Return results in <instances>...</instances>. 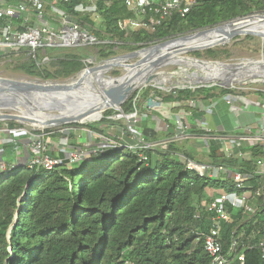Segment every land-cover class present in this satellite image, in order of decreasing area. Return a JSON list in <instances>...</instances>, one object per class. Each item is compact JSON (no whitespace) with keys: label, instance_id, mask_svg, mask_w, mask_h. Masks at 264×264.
Listing matches in <instances>:
<instances>
[{"label":"trees","instance_id":"1","mask_svg":"<svg viewBox=\"0 0 264 264\" xmlns=\"http://www.w3.org/2000/svg\"><path fill=\"white\" fill-rule=\"evenodd\" d=\"M81 1L44 0L46 11L54 3L75 16L74 9ZM124 1L111 0L109 6L98 1L102 22L77 16L84 30L96 38L98 43L93 47L48 49L46 64L41 63L38 54L35 60L26 54L0 55V61H6L7 67L26 77L61 82L86 68L85 60L101 63L115 57L119 50L133 52L238 18L264 15V0H198L185 18L175 16L156 27L152 34L125 33L118 28V22L134 15ZM220 53L209 49L204 55L218 60ZM194 56L201 58L202 54L195 52ZM149 92L150 89H146L134 93L122 105L121 113H134L150 97ZM153 92L173 115L180 108L191 111L193 124L202 121L203 114L186 103H214L218 111L215 116L219 117L223 130L213 129L210 134H235L228 122L230 105L222 101L223 96L234 93L231 89L199 85L179 88L164 96L159 91ZM257 94L264 99V92ZM114 114L118 113L108 110L96 126L94 123L84 126L98 132V127L109 122L108 117ZM154 117L162 116L151 114L149 118L154 121ZM169 117L162 141L172 139L175 134L171 115ZM141 125L145 128L146 121ZM3 126L23 128L15 122L0 123V128ZM124 130L122 137L127 138L128 132ZM188 133L207 134L196 129ZM52 138L57 139V136ZM21 139L27 137L14 138V142L2 145L6 158L15 154L19 147L17 141ZM155 141H158L156 134L148 144ZM250 150L254 159H264L259 147ZM200 151L207 158L206 162L196 157L197 149L177 142H170L166 150H161L146 145L134 147L132 141H121L108 147L98 146L85 153L83 160L71 165L63 163L50 172L17 164L0 173V264H210L203 247V235L210 228V213L201 203L210 201L207 189L213 190L215 195L232 191L233 186L228 180L200 177L186 170L181 157L196 163L245 170H251L252 164L226 158L216 140L208 141ZM249 185L263 187L264 178L256 177ZM229 212L230 221L221 229L225 254L236 232L239 236L237 252L243 251L244 264H264L258 248V243L264 239V209L250 218L237 210Z\"/></svg>","mask_w":264,"mask_h":264},{"label":"built area","instance_id":"2","mask_svg":"<svg viewBox=\"0 0 264 264\" xmlns=\"http://www.w3.org/2000/svg\"><path fill=\"white\" fill-rule=\"evenodd\" d=\"M98 1H103L105 6L111 4V0H82L75 7L74 12L77 16H87L92 22H102V16L98 12ZM124 2L127 9L133 12L134 17L119 21L118 28L125 33L145 31L152 34L156 27L175 16L185 18L197 5L198 0H125ZM77 16L59 9L54 3L50 10L46 11L44 0H14L13 2L0 0L1 57L26 54L35 60L38 54L41 63L46 64L49 62L46 56L48 49L95 46L98 43L96 38L84 30ZM93 61L89 59L84 63L92 65ZM236 100L246 103L244 99L232 95L222 97V101L229 105H233ZM188 103L190 108L197 109L203 115H212L215 110L214 103L209 105H204L200 101ZM160 105L161 99L154 94L147 99L143 110L120 117L127 119L132 125L137 124L140 121H146L148 115ZM188 114L192 116L191 111H188ZM255 125L254 131L247 128L234 135H211V130L204 123L198 122L196 131L207 134L191 135L187 128L183 130L180 127L181 132L175 133L172 139L146 145L148 148L158 147L166 150L170 142L195 139L201 141L206 147L208 141L216 140L220 143L223 156L239 163L252 164L251 170H245L242 167L214 166L181 158L186 170L193 171L200 177L228 180L233 186L232 191L212 194L210 201L201 203V207L210 213V228L203 235V247L211 260L210 264H234L235 262L244 264L243 251L237 252L239 236L236 232L232 234L229 252L225 254L223 251L222 226L230 221V210L240 211L243 216L250 218L260 209H264V185L258 188H252L249 185L256 177L264 178V159H254L253 152L250 150V148L259 147L264 153V106L258 110ZM46 130L51 131L46 132ZM74 133L76 132L69 125L45 130L24 126L9 129L3 126L0 128V173L17 166L16 155L11 156L8 161L4 159L5 152L2 145L11 140L14 142V138L18 137H27L30 140L29 158L25 164L29 169L50 172L63 163L71 165L83 160L85 153L76 149L69 150L67 147L69 138ZM53 135L57 136L58 145L63 150L62 157L49 155ZM258 248L260 258L264 261V239L258 243Z\"/></svg>","mask_w":264,"mask_h":264},{"label":"water","instance_id":"3","mask_svg":"<svg viewBox=\"0 0 264 264\" xmlns=\"http://www.w3.org/2000/svg\"><path fill=\"white\" fill-rule=\"evenodd\" d=\"M253 18L264 20V15L255 14L238 18L225 24L200 30L192 34L172 38L152 45L140 50L128 52L115 56L109 60L99 63L97 66L87 67L82 70L76 79L71 81H42L36 78L25 77L21 80H10L0 78V123L15 122L22 126H28L36 129H53L63 125L82 124L84 122H97L102 118V113L108 110H115L121 113V107L129 97L137 90L143 87L135 84H128L127 74L141 73L149 74L157 70L160 66L173 59L179 57L180 54L205 51L217 46H223L239 37H255L260 38L264 42V32L253 30H233L229 33L223 31V27H231L237 23ZM206 32H222L224 36L222 41L213 46L181 48L182 44H186L196 36ZM181 45V46H180ZM169 46H179L169 54L158 56L161 49ZM146 53L145 56H141ZM134 63L128 62L132 59H137ZM180 59L191 61L198 64H220L228 66L229 72L226 74L231 80L232 77H237V72L246 75L252 79V83L264 82V61H248L239 64H224L219 62H208L198 59L184 58ZM251 66H256L258 70H253ZM122 68L125 74L119 78H107L111 82L120 83L122 91H118L113 86L106 88L103 84L98 86L89 85L87 93L84 91L83 79L90 74H105L113 68ZM197 69L196 67H193ZM242 77V78H246ZM139 77L137 80H140ZM227 80L214 83L210 80L206 81L202 78L190 80L192 84L199 86L215 85L219 88H229L232 84L237 83ZM212 83V84H211ZM108 86V85H107ZM84 88V89H83ZM96 115L95 119H90ZM28 160V159H27Z\"/></svg>","mask_w":264,"mask_h":264},{"label":"rangeland","instance_id":"4","mask_svg":"<svg viewBox=\"0 0 264 264\" xmlns=\"http://www.w3.org/2000/svg\"><path fill=\"white\" fill-rule=\"evenodd\" d=\"M212 49L221 52L220 58L218 60L209 59L207 56L204 55L205 51L197 52L202 54L201 58L195 57L194 56L195 52L180 54L178 56L184 58L198 59L208 62H219L224 64H239V63H246L248 61H252V62L264 61V42L260 38L253 37V39L248 40L244 37H239L234 40H231L229 43L223 46H217ZM93 52L94 51H92V53ZM127 53L128 52L125 50H119L116 56ZM136 60H138V58L132 59L128 63L132 64ZM5 62L6 61L3 60L0 61V78L10 79V80H21L26 77L21 73H17L13 71L11 66L7 67V64ZM92 63H93L92 65H88L87 67L97 66L100 62L93 61ZM207 66H209V68H214L216 65L211 64ZM154 73L157 75L156 78L157 80L153 83L145 85L141 90H137L136 92L150 89L149 96L154 95L153 90L159 91L164 96L171 93L173 90L179 88L197 86L196 84H192L190 82V80H194L193 79L194 76H196L195 80L197 81L199 78H203V80L208 81V78L203 74V72H201L198 69L192 67H186V66H166L157 69ZM124 74L125 72L122 68L116 67L106 72L104 74V77L105 79H107L108 77L119 78L122 77ZM77 76L78 75L66 81L74 80L77 78ZM237 81H236L237 83H234L229 87V89H231L234 92L232 94L233 97H239L242 100L244 98L243 101L259 99L260 102L263 103L264 99L260 98L257 93L264 92V82L252 83L251 82L252 79L247 77L237 78ZM214 83H217V81ZM137 99L139 98L137 97ZM146 101L147 100H145L143 102V105L140 108H137L136 111L143 110L146 106ZM186 104L189 105L188 102ZM232 106L239 107V106H243V104L242 102H237L236 100V102ZM154 111H152L148 115V118L146 119V123H147V125L145 126L146 129L141 125V123H144L145 121H140L137 124L132 125V123L129 122L127 119L120 117L121 115H125L120 112H117L118 114L109 116L108 117L109 122L100 125L97 129L98 132L84 126L85 124H90L88 122H84L78 125L70 124V127H72V129H74V132L76 133L70 136L67 147L75 148V149L77 147L76 150H80L83 153L93 151V149L97 148L98 146L108 147L111 144H117V142H121V141L123 142L132 141L134 147H141V146L143 147L148 143H150L149 139H151L155 134H156V139L158 140L155 142L159 143L162 142V140H164L161 138L163 136V133L166 132V130L168 129V125H169L168 120L170 119L169 115H171V120L173 121V124L175 126L174 133L179 134L181 132L180 127H182L183 130H185V128H187L188 130L198 128L196 127V123L193 124L191 115L188 114V110H185L184 108H180L178 112L174 113L173 115L170 111L166 110L165 106L161 104L159 107L155 108ZM104 113H102V118ZM151 114H156V115L159 114L162 117H160V119L154 117V121H151L149 118ZM213 114L215 116V110L213 111L212 116ZM125 116H129V114H126ZM95 117L96 116L94 117L92 116L90 117V119H95ZM102 118L97 122H91V124L94 123L93 126H96L97 125L96 123L101 122ZM111 122H113L114 124H111ZM24 127L29 128L28 126H24ZM124 129H126L128 132L129 136L127 138L122 137V135H125ZM177 143L181 144L182 146L184 145V147L186 146V148L197 149L199 153L196 155V157L199 160H203L205 162L207 161V158L203 156L202 151H200L204 148V144L201 141H197L195 139H188L184 141H178ZM209 194L211 196L213 194V190L209 191Z\"/></svg>","mask_w":264,"mask_h":264},{"label":"bare ground","instance_id":"5","mask_svg":"<svg viewBox=\"0 0 264 264\" xmlns=\"http://www.w3.org/2000/svg\"><path fill=\"white\" fill-rule=\"evenodd\" d=\"M233 30H253V31H258V32H264V20H261L260 18H253V19L245 20V21H242L241 23L232 25L231 27H228V26L223 27V31L225 33H229ZM223 36H224V33L222 32H206L204 34L196 36L194 39H192L190 42H187L185 45L182 44L183 47L181 48L186 49V48H191V47H204V46L217 45L222 41ZM177 47L179 46L165 47L160 50L158 56H164L165 54H169ZM145 55L146 53L141 54V56H145ZM207 65H211V64L202 65V64L195 63V62L182 60L180 59V57H175V58L173 57V59L166 62V64L160 66L158 69L166 67V66H186V67H192V68L196 67L198 70L203 72V74L208 78V80L212 82H216V81L225 82L227 80H230L228 78L229 76L226 75L229 72L228 66H222L220 64H215L216 66L214 68H209V66ZM251 68L253 70H258L256 66H251ZM154 72L149 73V74H145L144 71L138 74L129 73L127 74L126 78H127L128 84L131 85V84L138 83V85H141L143 87L157 80L156 79L157 75ZM240 73L241 72L238 71L237 77L236 76L232 77L230 81L233 82L234 80L237 81V78L246 77V75H243ZM139 77H142V78H140V80H137ZM82 81H83V86L85 88L83 89L86 93L87 91H90L88 90L90 84L92 85L97 84L98 86L103 84L104 86H106V88L113 86V88H117L118 91H122V87L120 83L116 84L115 82H111L105 79L104 74H101V73L90 74L87 77H85Z\"/></svg>","mask_w":264,"mask_h":264},{"label":"crops","instance_id":"6","mask_svg":"<svg viewBox=\"0 0 264 264\" xmlns=\"http://www.w3.org/2000/svg\"><path fill=\"white\" fill-rule=\"evenodd\" d=\"M161 1V0H160ZM244 99V98H243ZM239 102V101H237ZM243 106H235L233 107L230 105L229 110H228V122L230 127L233 128V131L235 134H239L243 132V130L247 128H251L253 131L256 130V125L255 121L257 118V113L259 108H262L264 106V102L261 103L260 100H247L246 103L242 102ZM215 115L218 116V111L215 109ZM203 119L202 121H196V124L198 122H202L206 125V127L209 130H223L221 126H219V117L213 116L212 115H202ZM214 118V119H213ZM218 118V120H217ZM19 143V147L16 149L15 154L16 155V163L17 164H26L27 159L29 158V139H21L17 141ZM51 151L49 155L54 156V157H62L63 156V150L59 147L58 145V139H51ZM72 148H69V150ZM68 150V151H69ZM6 161H8L10 158L4 157ZM209 191H212L210 189L206 190V194L208 198H210ZM212 196V195H211ZM211 199V198H210Z\"/></svg>","mask_w":264,"mask_h":264}]
</instances>
